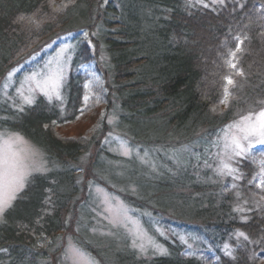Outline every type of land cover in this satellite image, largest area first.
Instances as JSON below:
<instances>
[{
    "label": "trees",
    "instance_id": "obj_1",
    "mask_svg": "<svg viewBox=\"0 0 264 264\" xmlns=\"http://www.w3.org/2000/svg\"><path fill=\"white\" fill-rule=\"evenodd\" d=\"M57 33L77 39L60 99L19 107L0 93V132L47 165L0 222V264H62L70 230L102 264H264V145L225 170L217 157L224 130L264 103V0H0V78ZM85 66L104 82L102 129L124 135L129 159L100 131L59 133L84 111ZM94 180L134 188L125 200L163 254L90 232Z\"/></svg>",
    "mask_w": 264,
    "mask_h": 264
},
{
    "label": "rangeland",
    "instance_id": "obj_2",
    "mask_svg": "<svg viewBox=\"0 0 264 264\" xmlns=\"http://www.w3.org/2000/svg\"><path fill=\"white\" fill-rule=\"evenodd\" d=\"M80 34L85 37L84 32ZM75 35L73 33L66 35L57 33L52 39L45 41L43 51L34 55L37 57L33 56L34 58L27 59L23 64H17L0 78V93L7 97L11 91H14L19 101V107L32 105L39 95H44L51 101L60 99L61 90L66 83V79L73 71V59L76 51ZM44 53L46 54L43 58ZM38 58L41 60L37 61ZM82 72L90 78L86 86L84 111L74 121L59 127V133L68 136L91 137L95 134L98 135L100 131L101 134L96 141L100 143V147H106L110 155L114 157L131 158L138 152L131 150L125 142L124 135L108 127L107 130L102 129L105 126L104 122L107 121H105V111L108 106L103 90L105 87L103 79L100 78L92 66L83 67ZM28 100H31V103H28ZM258 105L259 109L257 111L248 112L245 116L230 124L221 134L217 157L220 160L218 165L222 170H225V166L232 165L238 157L249 154L252 148L264 145L258 142L256 136L244 140V133L238 131L237 128L238 124L243 126L244 117L264 110V103ZM108 121L110 124L111 120L109 118ZM233 137L238 139L245 148L244 153L241 155L235 154L234 146L231 144ZM5 141H8L7 145ZM5 152L18 154L28 165L30 171L16 198L11 201L10 206L0 213V222L5 212L26 189L29 178L35 174L44 173L47 167L43 152L19 134L0 132V155ZM144 158V156H140L141 160ZM85 159L84 162L89 163ZM115 166L121 167L120 165ZM89 174L88 172L85 173L86 176L91 178ZM91 190H93V194L90 208L94 213V222L90 229L92 234L108 240L113 239L115 242L120 239L128 241L129 246L137 250L141 257H150L165 252L164 247L158 243L152 231L142 223L140 216L134 212L125 200L122 191L132 192L133 187L119 188L115 186V188H111L94 180V183L91 184ZM72 234L73 231L70 230L68 235L71 236ZM68 235L65 237L67 242L64 246L65 252L62 264H102L94 255L93 249L87 250L78 246L75 240L68 237Z\"/></svg>",
    "mask_w": 264,
    "mask_h": 264
},
{
    "label": "snow or ice",
    "instance_id": "obj_3",
    "mask_svg": "<svg viewBox=\"0 0 264 264\" xmlns=\"http://www.w3.org/2000/svg\"><path fill=\"white\" fill-rule=\"evenodd\" d=\"M20 19H23V17ZM228 83L232 84L233 81L228 79ZM27 102L31 103V100ZM242 124L243 126L238 124L237 128L238 131L244 133V140L256 136L258 142L264 144V110L244 117ZM5 144L7 145L8 141H5ZM231 144L234 146L236 155L244 153L245 148L238 139L233 137ZM29 171L28 165L18 154L5 152L0 155V213L10 206L11 201L16 198L18 191L23 187L26 176L29 175ZM241 235H244V233H241Z\"/></svg>",
    "mask_w": 264,
    "mask_h": 264
}]
</instances>
